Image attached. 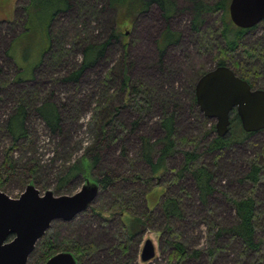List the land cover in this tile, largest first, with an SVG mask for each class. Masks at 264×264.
<instances>
[{
  "label": "rangeland",
  "instance_id": "374dc122",
  "mask_svg": "<svg viewBox=\"0 0 264 264\" xmlns=\"http://www.w3.org/2000/svg\"><path fill=\"white\" fill-rule=\"evenodd\" d=\"M54 1V6H63L59 0ZM176 1L178 10L168 21L153 5L132 24L124 26L126 20L107 6L106 0H68L70 7L58 12L49 27L52 36L50 46L58 47L57 41L63 35L65 43L58 47L60 62L47 66L44 62L39 65L44 56L42 51L49 44L48 18L43 10H35L34 19L24 30L25 7L29 0H0V166L11 140L5 124L20 96L28 103L26 123L30 133L24 145L18 143L12 150L15 173L10 174L0 190L17 197L33 180L41 193L51 190L55 195L73 194L85 182L82 173H75L64 185L59 184V178L82 157L89 159L94 153L98 155V161L91 169L90 177L95 180L109 173L116 178L109 189H100L93 202L73 219L52 221L27 264L44 263L41 262L43 256L39 260L42 240H50L55 253L74 243L89 245V252L78 264H176L169 261L168 234L164 233L167 222L179 231L187 253L191 254L184 256L180 264H264V178L255 187L262 223L256 232L259 251L240 255L238 238L231 237L229 233L215 235L218 227L234 224L230 199L248 191L251 184L243 181L242 177L251 160L257 159L261 163L264 159V129L220 152L205 150L207 142L216 134L212 129L215 120L202 114L192 101V94L199 73L215 67L216 51L203 52L202 40L209 30L216 32L220 27V12L205 13L200 32H197L190 25V0ZM204 1L213 4L216 0ZM119 25L128 32L130 78L133 82L142 79L146 85L153 86V99L160 100V103L151 100V110L139 118L136 128H132L130 123L137 118V111L130 106H122L123 92L118 90L119 83L112 77L115 81L108 82L107 87L103 84L105 74L122 58V48L110 47L106 57L82 70L77 84L64 79L77 69L84 43H101L110 30ZM167 26L178 31L180 39L167 46L160 65L156 40ZM240 43L241 49L235 54L238 60L246 58L245 48H256L257 58L244 61L243 65L256 67L259 73L255 78V88H264V19L248 31ZM57 57L59 55L55 59ZM18 75L22 77L20 80L16 79ZM45 100L54 102L60 110V132L49 131L36 112L35 108ZM114 106H119L114 125L118 121L125 128L115 125L112 129L108 125L109 133L103 136L101 123L114 113ZM172 112L175 113L177 137L194 140L201 159L213 172L214 191L205 203L198 198L190 173L174 181L172 170L182 165L180 151L168 160L169 171L165 177L148 178L150 167L141 157L140 137L147 136L152 141L159 139L163 134L159 120L162 115ZM177 147L179 150L190 149L192 145L183 142ZM157 148L158 145L155 150ZM168 179L170 182L166 181ZM164 182L165 185L169 183L168 188L159 197L155 196L149 208L146 190L150 184L164 185ZM172 195L179 199L182 215L166 220L161 200ZM119 205L134 215L143 216L146 222L142 232L130 241L124 237ZM93 209L101 210L102 214L98 215ZM147 238L154 243L155 255L143 262L140 251ZM212 248L214 253L211 257L208 251ZM194 250L200 251L198 256Z\"/></svg>",
  "mask_w": 264,
  "mask_h": 264
},
{
  "label": "trees",
  "instance_id": "16d2710c",
  "mask_svg": "<svg viewBox=\"0 0 264 264\" xmlns=\"http://www.w3.org/2000/svg\"><path fill=\"white\" fill-rule=\"evenodd\" d=\"M59 1L63 3V6H54V4H56L54 0H49V3L48 0H29L27 6L25 7V23L23 24L24 30H27L28 22H31V20L34 19L35 10L37 8H41L44 12V15H46L48 18L46 31L48 32L47 36L49 44L42 51L44 56L40 59L39 65L44 62L47 66H52L60 62V50H58V47L65 43L62 40L63 35H61L62 38L58 39L57 41L59 45L58 47L54 48L50 46L52 36L49 32V27L54 16L62 10H67L70 6L68 0ZM106 1L107 6L113 8L116 13L120 14L123 19L126 20L124 26H126V23L132 24L138 18V16L145 13L148 8L153 5L159 9L161 15L166 21H168L178 10L176 0ZM229 2L230 0H216L213 4H210L204 0H190V11L192 14L190 25L194 31L200 32V26L203 23V15L205 13L220 12V27L216 32L209 30V33L206 35V37H204L206 40H202L204 44L203 52H213V50L214 52L216 51L214 54L216 60L215 67L222 65L229 66L236 75L246 80L250 84L251 88H255V78L258 76L259 72L254 65V68H247L243 64L244 61H248L256 57V48H245L244 51L246 58L242 57L238 60L235 54L239 49H241L240 42L243 40L244 35L257 24L246 29L235 26L229 18ZM127 35V29L122 28V26L119 25L115 26V28L113 27L106 39H104L101 43H84L81 48V60L77 69L70 72L69 75H67L64 79L70 82L73 81L75 84H77L76 82L82 70L92 67L98 60L106 57L107 51L110 47L119 46L122 48V58L118 60L117 64L113 68H110V70L105 74V81L103 84L105 87H107L108 82L114 79L117 81V83H119L118 90L123 92L122 106H130L137 111V118L132 120L130 123L132 128H136L139 124V118L143 117V115H146L151 107V100L153 99L155 88L153 86L146 85L142 79H137L136 82H133L134 80L130 78L129 68L131 61H127V47L129 45ZM179 39V32L171 30L168 26L165 27V29L159 34L156 40L158 64L162 65L164 52L167 46L170 44H176ZM262 49L264 48L262 47ZM57 55H59V57L55 59V56ZM115 72L118 73L116 74ZM204 72L201 71V74L199 73L198 78ZM112 77L114 79H112ZM20 78H22L20 75L16 77L17 80H20ZM259 88L264 89L263 87ZM153 100L155 102L160 101L158 98H154ZM192 101L194 104H196L195 90L192 94ZM15 104L16 107L11 112L5 124L6 133L11 138V140L9 146L4 151V162L0 166V189L10 174L15 173L14 162L11 160L12 150L17 148V145H19L18 143L24 145L30 137L26 123L28 103L24 97L20 96L16 99ZM35 109L38 116L43 120L49 131L53 133L61 131L60 110L54 102L45 100ZM118 111L119 106H114V113L109 115L106 119L104 118L103 122L101 123L103 136L109 133L107 132L106 128L108 125L110 128L112 127V129L115 125L121 126V129L122 127L125 128V126H123L122 123L118 121L114 125V117L117 116ZM159 125L162 128L163 134L156 141H152L147 136L140 137L141 157L150 167V176H148V178L153 179V177H156L157 175L165 177L169 171L167 167L168 160L176 152L180 151L182 153V165L179 169L172 170L174 171V181L178 180L185 173H190L198 191V198L204 203L207 202L206 199L214 191V175L201 159V153L198 152L196 148L197 144L192 139L177 137V134L175 133L176 126L174 112L162 115L159 120ZM212 129H215V125H212ZM256 132L244 131L241 127L238 115L235 111H233L230 115V124L227 134L223 137L215 134L207 142L205 150L212 153L220 152L231 144L246 140L249 136ZM183 142H189V144L192 145V148L179 150L177 145ZM156 145L159 147L157 148L158 150H155ZM155 151L156 153H154ZM262 156L264 158V152L262 153ZM97 161L98 155L95 153L89 159L87 157H82L78 164L74 165L67 173L59 178V184L64 185L72 176L75 175V173L81 172L84 180L97 182L99 185V190L109 189L116 181V178L111 176L109 173H104L100 178H96L95 180L94 178L90 177L91 169L94 168ZM262 178H264V159L261 163L257 159H252L249 164V169L242 177L243 181L249 182L251 184L248 191L237 198L230 199L234 209V224L226 227H218V230L215 233L216 236L221 235V233H229L231 237L238 238L240 241V255L246 254V252H250V254H256V252H258L260 249V242L256 239V232L261 227L262 223L258 206L259 197L255 195V187ZM166 181L170 182V179ZM165 182L164 185H161V183L149 185L145 192L149 208L153 205V201L156 199V197H159L165 191V189L168 188L169 183H166L165 185ZM28 183L34 184L35 182L30 180ZM119 206L120 207L118 211L121 215L124 237L126 241H130L135 235L142 232L146 226V222L143 216L134 215L128 212L123 205ZM161 208L165 214V218H167L166 220L170 219L171 217L178 218L182 215L180 201L174 195L163 198L161 200ZM93 210L95 213H98V215L102 214V211L99 209ZM171 227L172 226L168 222L164 226V233L168 234L166 246L168 245L167 247L169 249V261L180 264V261L184 259V256L186 257V255L189 256L191 254L187 253L186 244L179 235V231L174 230V228ZM40 239L36 242L29 257L35 251V247L37 243H39ZM42 243V255L39 257V260H41L43 256L44 259L41 260V262H44L55 252L52 250L53 246L50 240L45 242L42 240ZM88 246L86 244L82 245L74 243L70 247H67L63 250L71 251L77 259L78 264V261H80L82 257L87 252H89ZM213 249L214 248L208 251L211 257L214 253ZM199 252V250H194V254L196 256L199 255ZM210 261L211 259L209 258V263Z\"/></svg>",
  "mask_w": 264,
  "mask_h": 264
},
{
  "label": "water",
  "instance_id": "95a60500",
  "mask_svg": "<svg viewBox=\"0 0 264 264\" xmlns=\"http://www.w3.org/2000/svg\"><path fill=\"white\" fill-rule=\"evenodd\" d=\"M228 14L239 28H251L264 19V0H230ZM195 98L204 116L215 120V132L227 134L230 115L239 117L246 132L264 128V89L251 88L226 65L205 71L195 84ZM99 185L85 180L73 194L55 195L51 190L39 191L28 183L17 196L0 190V264H27L36 242L45 234L54 220L69 221L85 210L96 198ZM155 255L150 238L144 240L141 261ZM43 264H77L71 251L62 250L48 257Z\"/></svg>",
  "mask_w": 264,
  "mask_h": 264
}]
</instances>
